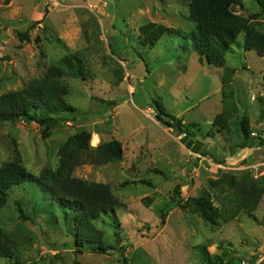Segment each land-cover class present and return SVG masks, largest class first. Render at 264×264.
<instances>
[{"label":"rangeland","instance_id":"374dc122","mask_svg":"<svg viewBox=\"0 0 264 264\" xmlns=\"http://www.w3.org/2000/svg\"><path fill=\"white\" fill-rule=\"evenodd\" d=\"M189 1L0 0V96L43 79L72 54L82 57L87 72L85 80L65 78L66 100L75 112L49 137L35 123L0 122V166L17 148L36 178L56 171L60 149L83 131L90 133L92 148L116 140L123 149L120 161L73 171L75 178L110 185L122 204L115 219L94 223L110 248L105 253L75 245L73 216L64 215L40 186L11 190L0 227L25 264H207L202 248L229 264H248L253 257L264 264V195L256 211L214 226L189 205L204 193L217 205L227 181L243 175L264 189V145L241 148L238 131L246 115L252 135L264 138V55L246 50L242 33L225 55L234 75L224 87V70L201 60L188 39L195 29ZM233 11L264 35V17H253L256 0H243ZM149 23L182 36H165L150 48L140 37V27ZM26 31L30 39L22 40ZM153 100L183 124H194L209 156L187 150L179 129L156 119ZM227 101L237 108L228 131L204 136ZM105 102L115 103L112 112Z\"/></svg>","mask_w":264,"mask_h":264},{"label":"trees","instance_id":"16d2710c","mask_svg":"<svg viewBox=\"0 0 264 264\" xmlns=\"http://www.w3.org/2000/svg\"><path fill=\"white\" fill-rule=\"evenodd\" d=\"M256 2L259 12L253 17H264V0ZM236 6L242 7L243 0L189 1L190 17L195 29L188 35V39L201 60L205 59L210 65L224 70V87L230 85L234 75V70L226 66L225 55L231 51L232 46L239 43L238 38L242 33L245 34L244 48L248 51L255 49L260 55H264V35L249 27L247 21L234 13L233 8ZM19 36L22 40L30 39L28 31ZM165 36L182 35L175 29L155 23L140 27L141 42L150 48L155 47ZM68 77L83 80L87 78L82 57L74 54L66 56L51 66L43 79L31 81L22 90L1 95L0 122L35 123L40 127L44 137H49L51 131L63 122L65 115L75 112L66 100L70 89L64 80ZM114 104L105 102L108 113L112 112ZM151 108L155 110L158 121L179 129L184 135L182 143L187 150L203 157L209 156L204 148V142L197 138L203 134L194 124H183L165 109L160 100H153ZM236 111L234 103L225 102L223 112L215 118L211 130L204 136H214L215 131L216 133L228 131L229 121ZM106 123L110 124V121ZM238 125L243 140L241 148L264 145V138L252 135L249 118L246 115H242ZM90 137V133L83 131L70 138L59 151V169L44 170L39 178L26 170L21 154L16 148L12 160L0 166V210L7 205L10 192L15 187L40 186L51 196L54 204L64 215L73 216L75 245L82 250L105 253L110 248L103 242L101 232L95 228L94 223L103 217L115 219V213L122 204L112 192L110 185L75 178L73 171L76 167L88 163L103 165L120 161L123 149L121 143L116 140L92 148ZM180 191V187L175 190L178 197ZM220 192L222 195L217 197V205H214L208 193L189 200V205L199 217L213 226L229 223L242 212L256 211L264 195V189L249 175H243L237 180L232 178ZM19 212L21 217L25 218L21 208ZM262 226L264 227V219ZM201 254L207 264H229V261H224L220 256L210 255L205 248H202ZM1 260L11 264H25L15 240L0 227ZM256 260L257 257H253L248 264H255Z\"/></svg>","mask_w":264,"mask_h":264}]
</instances>
